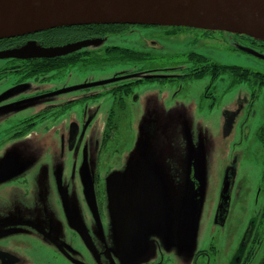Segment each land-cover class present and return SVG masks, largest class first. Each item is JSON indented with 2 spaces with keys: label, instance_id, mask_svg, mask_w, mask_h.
<instances>
[{
  "label": "flooded vegetation",
  "instance_id": "flooded-vegetation-1",
  "mask_svg": "<svg viewBox=\"0 0 264 264\" xmlns=\"http://www.w3.org/2000/svg\"><path fill=\"white\" fill-rule=\"evenodd\" d=\"M141 28L162 29L168 36H174L180 31L194 34L196 31L201 33L202 37L195 36L191 41L194 44L199 41L205 45L214 41L213 36L217 32L232 33L177 26L121 24L103 28L98 25H86L80 28L81 31L84 30L83 35L76 41L66 43H86L76 49V55L73 54L75 58L84 61L71 66L59 67L55 63L54 66L43 70L37 66L39 58H0L6 64L0 69V158L5 157L0 159V174L4 176L0 178V206L9 207L17 212V215L30 214L38 220L34 222L0 216V236L8 232L23 231L31 222L36 231L46 230L41 234L61 251L57 252L55 249L52 255L46 254L47 257L42 255L19 258L13 254L11 247H0V264H39L42 260H47V264H264V40L232 33L240 40V50L257 60L263 66L262 70L218 63L213 58L214 51L209 49L207 53L188 51L181 65L158 72L154 68L137 66L153 60L152 51L162 48L158 41L145 37L140 32ZM37 33L40 32L34 34ZM130 33L137 36L138 43L143 47L141 51L111 44L98 49L89 46L91 42L102 40L108 35ZM30 35L0 39V51L20 48L26 44L39 47L65 45L41 46L38 40ZM123 55L126 56L125 59L122 58ZM131 55L140 57H128ZM120 63L135 64V68L113 73L109 77L92 76L89 81L78 85L81 97L68 100L57 98L53 101L46 99L53 93L46 85H53L60 73L68 69L77 66L90 67L89 71L96 72L95 70L105 66ZM231 66L246 71L245 74L255 73L259 78L250 76L248 80L236 83L228 70ZM223 68H226V71L220 72ZM223 74L229 75L230 83L218 86ZM204 78H208L204 87L144 93H135L133 90L146 81L187 84ZM241 83L251 88L247 107L249 116L256 120L255 139L262 151L259 182L253 192L250 188L242 191L245 225L226 227L231 210L234 177L232 172H228L224 178L228 188L222 184L212 227L218 232L219 242L191 245L187 240L182 241L184 236L177 230L180 222L178 218L175 230L181 246L167 247L169 220L165 199L158 187L157 173L148 165L154 160V156L151 154L144 159L141 154L136 157L133 154L139 146L137 142L140 136L141 145L146 136L149 138L145 144L151 141L154 134L146 123L139 121L137 123L140 125L135 133L134 112L148 105L167 104L168 107H174L182 103L206 105L207 109L212 110L222 97L230 92L233 85ZM261 93L262 96H259ZM256 104L258 109L254 107ZM101 114L104 115L100 118ZM64 115L69 116L67 120ZM79 115L82 120L77 122ZM156 117L155 114L154 121ZM97 118L102 119L101 129L98 133L94 132L89 140L88 136L85 137L86 133L94 126H99ZM152 124L156 125L154 122ZM48 131H53L55 139L51 138L53 142L48 146H39L34 150V159L30 157L32 151L26 150L23 153L14 147L18 142L24 146L26 137L37 144L39 137L45 136L43 134ZM86 144L90 150L83 156ZM79 160L83 170L79 184L80 193L71 192L69 189L71 196L79 197L76 204L72 205L71 211L64 206L63 226L52 223L51 218L39 217V214L47 213L45 203L49 200L50 192L56 191L61 197V192L66 190L63 189L61 178L67 163L70 162L68 176L71 178L75 176V167ZM25 161L26 165H20ZM125 164L128 168L126 178L131 181V189L153 185L157 191L153 197L150 195L147 199H140L141 203L150 201L147 208L150 211L149 216L141 219L139 215L136 220V215H133L129 220L130 229L118 232L119 227L116 228V222L113 223L112 220H115L116 212L114 209L111 211L109 178L114 173L123 172ZM6 188L8 190L5 194ZM144 210L138 209L135 212L144 213ZM225 229L226 233H223ZM122 235L131 240L124 241Z\"/></svg>",
  "mask_w": 264,
  "mask_h": 264
},
{
  "label": "rangeland",
  "instance_id": "rangeland-1",
  "mask_svg": "<svg viewBox=\"0 0 264 264\" xmlns=\"http://www.w3.org/2000/svg\"><path fill=\"white\" fill-rule=\"evenodd\" d=\"M140 32L145 37L158 41L162 48L153 50V60L137 64L139 67L154 68L158 72H163L164 69L181 65L184 55L188 51L207 53L209 49H212L214 51L213 58L218 63L241 65L251 70H262L263 68L257 60L250 58L249 55L240 50V40L232 33L217 32L213 36L214 41L207 42V45H205L199 41L195 44L191 41L195 36L202 37L201 33L196 31L195 34L189 31H180L174 36H168L164 33V30L158 28H141ZM109 44L132 47L139 51L143 49L134 33L120 34L119 36L108 35L102 40L91 42L89 46L92 49H98ZM5 65V62L0 60V69ZM134 66L135 64H111L100 70H95L96 72L89 71L90 67L77 66L68 69L60 73L53 85H46L53 92L46 99L53 101V99L57 98L68 100L81 97V93L78 91L80 83L89 81L92 76L109 77L113 73L131 70L135 68ZM207 81L208 78H204L187 84L178 82L171 84L154 80L143 82V84L136 86L133 90L135 93H144L198 88L204 87ZM229 83V75L223 74L218 81V86L229 85ZM250 90L251 88L243 83L241 85H233L230 92L222 97L212 110L207 109L206 105L198 106L193 103H182L174 105V107H168L167 104L164 106L163 104L159 106L148 105L134 112L136 114L133 123L135 133L139 128L140 124L137 123L139 121L143 124L146 123V126L154 134L151 137V141H149L154 160L148 165L157 173L159 178L158 187L165 199L168 212L167 219L169 220V225L167 226L169 234L167 233L166 236L167 247L181 246V242L178 241L176 235V221L181 213V206L186 200L185 197L189 192V184L191 183L195 186L199 200L198 220L191 245L219 242L217 240L218 232L214 231L212 227L215 221V210L218 208L222 184L228 172H232L234 177L231 191V210L226 227L229 225L232 227H243L245 225L242 191L250 188L253 192L259 182L262 165V151L258 148L259 145L255 139L256 120L249 116V107H247ZM259 96H262V93ZM254 107L256 109L259 108L257 104ZM155 114L157 117L154 121ZM102 115L104 114L99 115V117L101 118ZM68 117L64 115L65 120ZM76 119L79 122L82 120V116L79 115ZM97 121L99 126H94L93 129L86 133L85 137L87 138L88 136L89 140H91V135L94 132L98 133L101 129L102 119ZM152 122L156 123V125H153ZM43 135L48 137H39L37 144L26 137L24 146L18 142L15 143L14 147L16 146L23 153L26 150L32 151L30 157L34 159V150L39 146H48V144L53 142L52 139H55L53 131L51 133L48 131ZM148 138L147 136L145 137L144 145ZM89 150L90 147L86 144L83 148V156L86 153L88 154ZM0 159H5V157ZM70 162L65 166V173L61 178L64 185L63 189L66 190L61 192V197L58 195L60 193L51 191L49 200L45 203L47 213L39 214V217L51 218L52 223H56L58 226H63L64 224V214L62 213L64 206L71 211L72 205L76 204V200L79 197V195L71 196L68 192L69 189L72 190L71 192L80 193L79 184H81L80 180L83 176L82 162L80 160L77 162L75 176L71 178L68 176ZM26 163V161L21 162L20 165H26ZM7 190L6 188L5 194ZM7 208L0 206V216L14 217L16 220L38 221L30 214L18 213L17 215V212L12 211L9 207ZM9 211L14 213H7ZM32 225L29 222L23 228V231L8 232L4 236H0V247L5 249L11 247L13 254L19 258L52 255L55 249H57V252L60 251L59 247L51 244L41 234L46 230L36 231ZM223 233H226V229ZM67 246L73 247L72 245ZM68 252L70 253V249H68ZM38 263L47 264L48 262L47 260H42Z\"/></svg>",
  "mask_w": 264,
  "mask_h": 264
},
{
  "label": "water",
  "instance_id": "water-1",
  "mask_svg": "<svg viewBox=\"0 0 264 264\" xmlns=\"http://www.w3.org/2000/svg\"><path fill=\"white\" fill-rule=\"evenodd\" d=\"M108 24L219 30L261 41L264 40V0H0V39L53 28ZM85 45L81 42L54 47L26 44L20 48L1 50L0 58H53ZM141 140L140 136L139 146L133 154L135 157L141 154L145 159L150 157L151 147L148 142L140 145ZM124 168L123 172L114 173L109 178L111 211L114 209L116 212L115 220H112L117 223L114 224L119 227L118 232L130 229L129 220L133 215H136V220L139 215L141 219L149 216L147 208L150 201L141 203L140 199L153 197L157 191L153 185L131 189V181L126 178V164ZM0 178L4 176L0 174ZM223 185L228 188L226 181ZM189 186L181 206L177 230L185 238L182 241L187 240L191 244L196 231L199 200L195 186L192 183ZM138 209H145L144 213H136ZM122 239L131 240L123 235Z\"/></svg>",
  "mask_w": 264,
  "mask_h": 264
},
{
  "label": "trees",
  "instance_id": "trees-1",
  "mask_svg": "<svg viewBox=\"0 0 264 264\" xmlns=\"http://www.w3.org/2000/svg\"><path fill=\"white\" fill-rule=\"evenodd\" d=\"M121 25V24H119ZM116 24H112V25H108V26H119ZM123 25V24H122ZM101 26L103 28H108V26H104V25H98ZM82 27H86V26H75V27H64V28H53L50 30H43V32L34 34L32 33V35H30L31 37H35L39 44L41 46H54V45H63L66 43H71L73 41H76V39H78L81 35H83L84 30H80V28ZM77 50L70 52V53H66V55H61V56H55L53 58H39V60H37V58L35 60H37L38 62V67L42 68L43 70L46 69V67L50 68L51 66H54L55 63H57L56 65H58L59 67H67V66H71L72 64H76L79 61H84L78 58H75L74 55H76ZM74 54V55H73ZM126 56H122V58L125 59ZM128 57H140V55H131ZM35 66V64H34ZM29 67V66H27ZM229 71H231V75L232 77H234V82L239 83L241 81H245L248 80V78L250 76H252V78L257 79L259 78L257 74L255 73H248L245 74L246 71H243L242 69L238 68V67H233L231 66L229 69ZM226 68L221 69L220 72H225Z\"/></svg>",
  "mask_w": 264,
  "mask_h": 264
}]
</instances>
